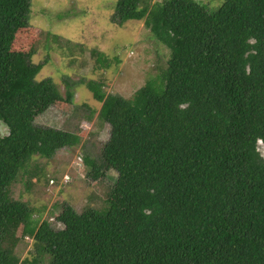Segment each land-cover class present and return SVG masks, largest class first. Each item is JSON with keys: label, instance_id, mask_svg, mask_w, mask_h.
Masks as SVG:
<instances>
[{"label": "trees", "instance_id": "16d2710c", "mask_svg": "<svg viewBox=\"0 0 264 264\" xmlns=\"http://www.w3.org/2000/svg\"><path fill=\"white\" fill-rule=\"evenodd\" d=\"M31 5L0 0L8 129L0 135V264H264V0H222L215 9L198 0L116 1L111 21L143 18L168 57L130 97L86 81L108 125L96 156H84L87 177L114 179L100 204L64 205L60 227L11 194L24 175L31 184L35 155L52 158L81 140L35 121L56 102L73 104V90L66 83L62 95L51 77L37 79L45 62L12 46ZM27 238L33 257L22 256Z\"/></svg>", "mask_w": 264, "mask_h": 264}, {"label": "rangeland", "instance_id": "374dc122", "mask_svg": "<svg viewBox=\"0 0 264 264\" xmlns=\"http://www.w3.org/2000/svg\"><path fill=\"white\" fill-rule=\"evenodd\" d=\"M116 1L31 0L30 25L17 31L12 44L15 50L31 52L33 62H45L37 79L51 77L62 95L66 83L72 85L73 104L56 102L35 121L77 131L79 144L59 149L52 158L35 155L30 161L36 172L30 176L31 184L27 185L29 176L24 175L11 187L13 197L36 209L35 218L49 219L57 227L61 224L55 216L64 205L79 210L86 203L100 204L103 192L114 179L113 172L96 180L87 177L89 166L84 156H96L108 136V125L97 117L101 102L93 97L86 81H101L106 94L130 97L146 79L159 73L168 57V51L156 41L143 18L127 20L120 26L111 21ZM198 1L210 9L222 2ZM97 55L106 57L109 64L97 67ZM7 133L6 125L0 121V135ZM257 146L264 157V144L258 142ZM26 241L22 256L32 250V239ZM34 255L33 250L29 256Z\"/></svg>", "mask_w": 264, "mask_h": 264}]
</instances>
